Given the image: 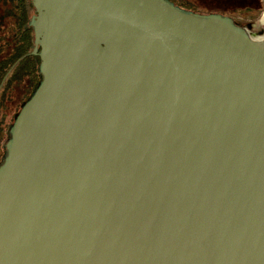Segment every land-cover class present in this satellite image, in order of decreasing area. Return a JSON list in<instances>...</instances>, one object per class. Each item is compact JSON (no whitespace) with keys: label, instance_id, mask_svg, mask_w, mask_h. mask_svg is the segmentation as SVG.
Returning a JSON list of instances; mask_svg holds the SVG:
<instances>
[{"label":"water","instance_id":"95a60500","mask_svg":"<svg viewBox=\"0 0 264 264\" xmlns=\"http://www.w3.org/2000/svg\"><path fill=\"white\" fill-rule=\"evenodd\" d=\"M33 2L0 264H264V12L233 17L257 35L165 0Z\"/></svg>","mask_w":264,"mask_h":264},{"label":"trees","instance_id":"16d2710c","mask_svg":"<svg viewBox=\"0 0 264 264\" xmlns=\"http://www.w3.org/2000/svg\"><path fill=\"white\" fill-rule=\"evenodd\" d=\"M166 1L185 13L198 17L210 15L199 12L187 0ZM261 7L264 11L262 0H245V6L234 12L238 15L255 14ZM38 15L33 0H0V166L7 157L6 145L11 139L10 130L17 115L44 79L41 73L42 48L37 44L34 23ZM218 15L228 17L231 12H219ZM233 21L257 35L263 33L254 27L256 20L247 17Z\"/></svg>","mask_w":264,"mask_h":264},{"label":"rangeland","instance_id":"374dc122","mask_svg":"<svg viewBox=\"0 0 264 264\" xmlns=\"http://www.w3.org/2000/svg\"><path fill=\"white\" fill-rule=\"evenodd\" d=\"M200 1L203 2L204 0H200ZM206 1L208 3H210V4L213 3V2H216V3H218V2H221V3L226 2V0H206ZM244 6H245V0L242 1V4H240V6H239V3L238 2L237 3L234 2V4L232 5V7L229 8V9L226 8V9H219V10H217V9L208 8L206 6H201V7L198 8V10L201 13H209L210 15H218L219 12L225 13L226 11H230L231 12V15L228 16V17L229 18H233V17L239 16L238 13H236L234 11H238L239 9L243 8ZM262 10H263V8L261 7L257 13H260ZM262 12H264V11H262Z\"/></svg>","mask_w":264,"mask_h":264},{"label":"flooded vegetation","instance_id":"af4514ba","mask_svg":"<svg viewBox=\"0 0 264 264\" xmlns=\"http://www.w3.org/2000/svg\"><path fill=\"white\" fill-rule=\"evenodd\" d=\"M166 1V0H165ZM187 1H190L192 2L197 8L201 7V6H206L208 8H212V9H229L232 7V5L235 3H239V6L240 4H242V1L243 0H226V2L224 3H221V2H213V3H208L206 0H204L203 2L202 1H198V0H187ZM167 2V1H166ZM237 8V7H236Z\"/></svg>","mask_w":264,"mask_h":264}]
</instances>
